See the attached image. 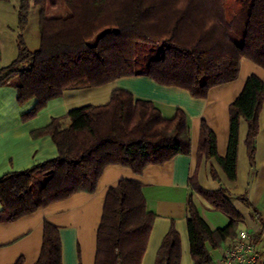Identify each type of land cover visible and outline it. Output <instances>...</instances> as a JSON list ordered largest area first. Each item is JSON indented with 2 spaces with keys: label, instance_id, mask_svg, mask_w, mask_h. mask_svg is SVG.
<instances>
[{
  "label": "trees",
  "instance_id": "1",
  "mask_svg": "<svg viewBox=\"0 0 264 264\" xmlns=\"http://www.w3.org/2000/svg\"><path fill=\"white\" fill-rule=\"evenodd\" d=\"M31 1L40 7L39 46L29 50L18 34L17 56L0 67V86H13L20 104L35 99L24 118L35 116L62 91L100 87L122 76H148L201 98L211 87L237 78L240 58L264 69V0H62L70 11L66 16H46L47 0ZM17 2L22 28L30 1ZM243 85L228 107L224 156L216 152V136L206 122L199 125L198 158H214L231 181L236 177L241 118L247 125L248 164L254 166L259 109L264 101V81L259 76L250 74ZM185 113L176 108L171 117H165L152 100L115 88L107 103L75 107L51 118L31 133L33 137L49 135L57 155L0 176V221L14 220L74 193L91 194L108 164L139 174L149 164L188 154L191 137ZM210 172L218 178L213 168ZM188 180L229 218L226 225L211 228L188 199L191 259L194 264H211L212 250L236 237L241 215L223 184L209 191L197 184L195 174ZM142 194V184L133 179H120L108 189L96 235L95 264H140L155 216L146 208ZM238 197L247 203L246 192ZM42 225L35 264H61L58 228L46 219ZM176 232L172 228L165 233L154 264H179ZM15 264H22V258Z\"/></svg>",
  "mask_w": 264,
  "mask_h": 264
},
{
  "label": "crops",
  "instance_id": "2",
  "mask_svg": "<svg viewBox=\"0 0 264 264\" xmlns=\"http://www.w3.org/2000/svg\"><path fill=\"white\" fill-rule=\"evenodd\" d=\"M1 54V53H0ZM17 56V55H16ZM15 58V57H14ZM13 58V59H14ZM0 55V67L9 64ZM239 73L232 81L211 87L205 97L195 98L179 87L156 83L148 76H122L95 87L67 89L47 102L35 116L24 118L35 99L20 104L17 91L11 85L0 86V176L20 171L57 155L55 143L49 135L32 136V131L46 126L52 119L64 116L70 109L87 104L107 103L115 88L129 91L135 97L152 100L161 115L171 117L176 108L189 117L191 149L188 154H178L162 164H149L141 173L128 167L108 164L103 168L94 192H78L65 199L51 202L45 207L11 221H0V264H35L43 237V222L56 225L62 246L61 264H95L97 230L101 221L105 195L120 179H133L142 184L146 208L155 216L140 264H154L157 250L165 233L174 228L179 235L181 255L179 264H194L191 259L187 233V202L191 197L199 214L211 228L222 227L228 216L210 203L189 183L193 174L197 184L206 190H216L223 184L231 193L232 205L239 211L238 230L251 233L259 252L256 264H264V101L259 109V129L255 137V162L251 168L245 145L246 121L241 118L238 128L236 177L231 181L214 158H198L197 147L200 123L204 120L216 136L217 151L224 156L229 137V104L241 92L250 74L264 81V69L248 59L240 58ZM218 176L214 179L210 169ZM246 192L247 203L238 197ZM1 210V204H0ZM237 230V232H238ZM259 235L255 238V234ZM212 250L216 260L227 243Z\"/></svg>",
  "mask_w": 264,
  "mask_h": 264
},
{
  "label": "rangeland",
  "instance_id": "3",
  "mask_svg": "<svg viewBox=\"0 0 264 264\" xmlns=\"http://www.w3.org/2000/svg\"><path fill=\"white\" fill-rule=\"evenodd\" d=\"M29 1L26 24L19 28L17 0H0V55L5 61H10L18 53V42L16 41L18 34L22 35V41L29 50H34L39 46L37 26L40 7L34 5L31 0ZM69 12L62 0H47L46 2L44 12L46 16H66Z\"/></svg>",
  "mask_w": 264,
  "mask_h": 264
},
{
  "label": "built area",
  "instance_id": "4",
  "mask_svg": "<svg viewBox=\"0 0 264 264\" xmlns=\"http://www.w3.org/2000/svg\"><path fill=\"white\" fill-rule=\"evenodd\" d=\"M253 242L250 232L238 230L235 239L226 244L211 264H256L259 252Z\"/></svg>",
  "mask_w": 264,
  "mask_h": 264
}]
</instances>
